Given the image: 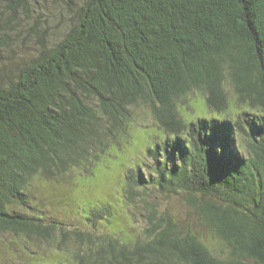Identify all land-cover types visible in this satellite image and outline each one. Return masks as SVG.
I'll list each match as a JSON object with an SVG mask.
<instances>
[{"label": "trees", "instance_id": "trees-1", "mask_svg": "<svg viewBox=\"0 0 264 264\" xmlns=\"http://www.w3.org/2000/svg\"><path fill=\"white\" fill-rule=\"evenodd\" d=\"M60 4L69 22L48 34L33 28L35 42L18 27L30 0H6L0 12V52L9 51L0 64V248L12 234L11 243L59 255L55 264H264V0ZM15 47L32 52L14 68ZM195 90L205 103L187 116L181 99ZM144 102L157 128L145 134L149 160L129 159L116 194L121 210L144 205L147 238L17 209L33 204L36 180L90 175L112 158ZM175 194L195 221L159 203ZM129 209L122 216L138 213ZM112 214L96 202L85 218L92 227ZM207 237L222 242L219 253Z\"/></svg>", "mask_w": 264, "mask_h": 264}, {"label": "rangeland", "instance_id": "rangeland-1", "mask_svg": "<svg viewBox=\"0 0 264 264\" xmlns=\"http://www.w3.org/2000/svg\"><path fill=\"white\" fill-rule=\"evenodd\" d=\"M5 1L0 0V12L6 8L4 5ZM74 1L79 3L81 0ZM30 2H32L31 17L24 12L19 13L18 27L22 26L20 31L26 34V39H34L35 42L36 38L33 36V28L40 29L42 33L46 32L48 34L55 32L62 26L64 29L66 23L69 22V14L60 4L62 0H30ZM12 44L15 45V42ZM15 50L19 56L13 61L12 66L14 68L18 62L30 55L32 48L25 47L22 49L15 47ZM8 57L9 51L6 49L2 50L0 52V64L8 61ZM181 102L180 104L186 115L194 117L201 113V111H198L202 103H205L200 90H195L187 99H181ZM131 109L133 118H130L125 126L126 128L121 129V139L116 141L118 146L112 147L110 152L112 158L104 162L100 161L94 166V172L90 175L74 170L70 175L61 176L62 180L60 182L56 180H36L32 193L35 195L33 204L24 208L18 207L17 209L26 210L31 214L35 212V214L42 216L45 221L58 220L60 223L70 227L79 226L86 230H89V228L92 230L96 227L104 232L119 233L123 238H137L139 236L147 238L144 230L148 228V222L147 216L143 212L144 205L140 203V209L135 205L132 206L129 203H125L121 210L120 197L116 194L117 187L120 184L119 181L123 175L122 172L125 166L128 165L126 163H128L130 158L133 159L138 154H142L145 148V138H147L145 134L153 133L157 129L151 109L147 103L144 102ZM116 154L118 157L115 156ZM136 159H138L136 160L138 163L141 159H145L147 162L149 157L143 154L140 157H136ZM120 192L122 193V190ZM160 199L159 203L163 207L169 208L176 217L185 218L188 222L191 219L193 221L197 219L193 209L184 205L179 195L175 194L170 199L169 197H161ZM96 202L111 205L113 214L109 219H99L95 225L90 227L91 221L85 217L88 212V206L92 207ZM126 206L130 207L129 211L134 209L138 213L130 214L129 217L122 216V213H125L123 210ZM118 207L120 213L116 210ZM13 237L12 234L2 237L1 242H4L0 248V264H55L58 258H61L59 255L55 256L52 253L49 255L45 251L44 245L39 242L28 243L21 240L19 244L11 243L13 242L11 240H14ZM207 239H210V237H207ZM210 243L215 254L221 251L220 248L223 245L220 240L213 239L212 241L210 239ZM22 244L27 249L21 246ZM23 249L26 251L23 252Z\"/></svg>", "mask_w": 264, "mask_h": 264}, {"label": "bare ground", "instance_id": "bare-ground-1", "mask_svg": "<svg viewBox=\"0 0 264 264\" xmlns=\"http://www.w3.org/2000/svg\"><path fill=\"white\" fill-rule=\"evenodd\" d=\"M132 162V161H131ZM85 172V171H84ZM131 195V194H130Z\"/></svg>", "mask_w": 264, "mask_h": 264}]
</instances>
